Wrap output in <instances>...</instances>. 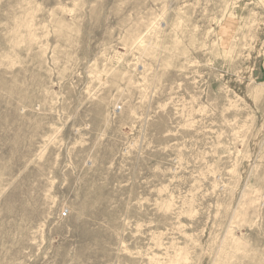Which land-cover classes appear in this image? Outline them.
Masks as SVG:
<instances>
[{
    "label": "rangeland",
    "instance_id": "1",
    "mask_svg": "<svg viewBox=\"0 0 264 264\" xmlns=\"http://www.w3.org/2000/svg\"><path fill=\"white\" fill-rule=\"evenodd\" d=\"M0 264H264V0H0Z\"/></svg>",
    "mask_w": 264,
    "mask_h": 264
}]
</instances>
